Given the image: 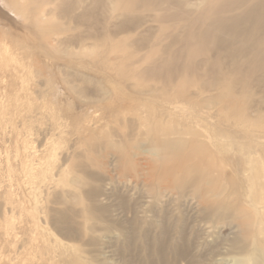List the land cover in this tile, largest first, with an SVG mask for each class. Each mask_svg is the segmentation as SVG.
<instances>
[{"label":"rangeland","instance_id":"rangeland-1","mask_svg":"<svg viewBox=\"0 0 264 264\" xmlns=\"http://www.w3.org/2000/svg\"><path fill=\"white\" fill-rule=\"evenodd\" d=\"M66 1L62 11L64 0H0V264H124V253L159 264L158 245L172 261L180 237L197 260L254 264L264 0ZM49 8L65 31L33 24ZM41 32L68 43L45 55ZM163 59L171 67L159 76ZM245 102L257 108L251 124L238 120ZM154 115L200 134L185 138L199 137L217 168L202 170L199 156L168 167L151 153L142 122ZM208 202L230 211L214 217Z\"/></svg>","mask_w":264,"mask_h":264},{"label":"bare ground","instance_id":"bare-ground-1","mask_svg":"<svg viewBox=\"0 0 264 264\" xmlns=\"http://www.w3.org/2000/svg\"><path fill=\"white\" fill-rule=\"evenodd\" d=\"M19 2H20V0H19ZM66 3H67V1L64 0V2L60 4L59 9L62 10V11H66L68 9V6H66ZM90 6H92V5H90ZM13 7H15V9H16L14 11H17V12L21 13L22 14L21 16H23V17H24V11H26L27 8H28V7L25 8L26 6L24 4H20V3H16V4L14 3ZM9 8H11V7L9 6ZM112 9H113V7H112ZM53 11H54L53 8L52 9L49 8L48 10H41V11L34 12V14L32 15L33 24L38 26V27H48L50 30L54 29V30H57V31H59V30L60 31H62V30L65 31V29L63 27H59L57 24H54V20L50 16V15H52ZM86 14H87L86 12L85 13L83 12L82 16L87 18L88 15H86ZM1 29H2V27H1ZM128 30H132V27H128ZM29 31H31V30L29 29ZM49 35H51V34H46L45 35V33H42L41 38H40L41 41H44V42H46L49 45L47 47V49H45L43 51V52H45V55L55 52L58 49L57 47L60 46V44H62V43L67 44L68 43V38H59V37H56V36H49ZM37 41H35V42H37ZM35 45H37V44H35ZM12 51H14V50H12ZM64 52H66V51L64 50ZM10 53L12 54V52H10ZM10 53L8 52V54H10ZM3 54H5V52H3V53L0 52V59L2 58ZM14 54H15V52H14ZM5 56H3V57H5ZM101 58L102 59L104 58V54L102 55ZM36 60H37V58H36ZM0 61H2V60H0ZM166 64L167 63H165V60L163 59V60L159 61V65L155 66V71L159 74V76H161V74L164 73L165 69H168L169 67H171L170 65L167 66ZM19 67H20V65H19ZM21 67H22V65H21ZM1 68H0V70H1ZM148 72H150V70L144 69L140 73V75H145ZM151 73L153 74V76L158 75L157 73H155L153 71H151ZM6 74H7V71H6ZM1 77L3 78L4 76L1 75ZM72 88L75 90V92L77 94H80V95L83 94L86 97L87 92H88L86 87H83V86L74 87V86H72ZM200 89L202 91H206L207 90V88H205V87H201ZM219 94H217V95H219ZM212 96L211 97L209 96V98L205 99L203 102L201 101V104L203 105L204 108H208L209 109L210 107H212L211 105L214 104V102H213L214 97H212ZM222 96L223 95L221 94L218 97H222ZM250 104H251L250 102H245L244 103V107L242 108V112H239V114H238V120L240 122L247 123V124H251L252 123L254 117H250V115L248 113V110L252 109L254 107L253 106L251 107ZM251 111L256 112L257 108L252 109ZM164 121H165V116L164 115H162L160 117H157V118L154 115V117H151V118H149L147 116L145 118V120L142 122V124L145 123V125L147 126V131L145 132V134L148 136L147 137L148 138V142L152 146V150L154 151V152L152 151L151 153H153V154L157 155L159 158H161V160L166 165H168V167H172V166H175V165H181L185 160H187V158L195 157V156L198 157L199 156L205 161L206 165H208V166H204V168L202 170H205L206 172L210 173L211 170H213L214 168L215 169L217 168V165H216L214 159L211 158L207 147L205 145H203L204 142H202V140L199 139V137L197 139L192 137L189 140L187 138H185V135H188V134H190L191 136H193V135L201 136L200 134H198V133L196 134L195 132H193L194 129H191V128H187V130H185L186 127H187L186 124L183 125L184 129H177L176 127L173 128V129H170V128H168V127H166L164 125L165 124ZM248 161L249 162H253V161H255V159L249 157ZM252 168H253V178H254V181H255L254 184H255V186H258V189H257L258 190V194H255L254 201H255V203H259V199H260L259 196H260L262 190L264 189V183H258L257 179H259L260 177L263 176L264 168L261 167V166L260 167L259 166H253ZM189 169L190 168L185 167L182 172L185 173L186 175H188ZM189 178L190 177H188L187 179H189ZM216 181H217L216 178L213 177L212 183L216 184L217 183ZM77 182L80 183V181H78V180H77ZM191 182H192V179H191ZM212 206H217V205L210 204V202H208L206 204L205 208L209 209ZM212 208H215V207H212ZM210 210H211L212 214L214 215V217H218L219 213L220 214H227L230 211L229 209L228 210L225 209V210L221 211V210H219V208L210 209ZM54 222L56 223L57 221L55 220ZM261 222L262 223L264 222L263 218L261 219ZM259 230H261L264 233V226L261 227ZM69 232H68V235H70ZM182 238L183 237H180V239H179L180 241H177L176 243H174L172 245V249L170 250L171 251V255H173V260L172 261L171 260L168 261V258H166L164 256V254L162 252V251H164V248H163L164 245L163 244L158 245V247H157V252L158 253L157 254L160 253V256H162V257H160L159 264H179V263H182L183 261H184L183 263H185V264H216L215 262H212V260H211L213 256L208 258L209 262H205V260H203V258H201V260L200 259L197 260L199 258V256L198 255H194V253L192 252L193 251L192 247L188 246L185 243L184 238L183 239ZM230 245H234V243H232ZM240 248H238V249H240ZM255 252H256V255H255L254 259H253V263L254 264H259V260H260L259 257H262L264 255V241H262V243L260 242V243L256 244ZM127 256L128 255L126 253L120 254V260H122V262L124 264H133L132 261L130 262V260H129L130 258H127V260H126ZM147 264H153V262L151 260H149L147 262Z\"/></svg>","mask_w":264,"mask_h":264}]
</instances>
